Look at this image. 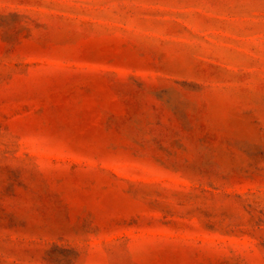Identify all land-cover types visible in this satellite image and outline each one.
<instances>
[{"label": "rangeland", "instance_id": "1", "mask_svg": "<svg viewBox=\"0 0 264 264\" xmlns=\"http://www.w3.org/2000/svg\"><path fill=\"white\" fill-rule=\"evenodd\" d=\"M0 264H264V0H0Z\"/></svg>", "mask_w": 264, "mask_h": 264}]
</instances>
